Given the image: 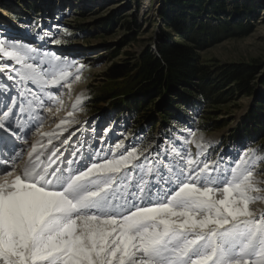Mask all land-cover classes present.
<instances>
[{"label":"snow or ice","instance_id":"snow-or-ice-1","mask_svg":"<svg viewBox=\"0 0 264 264\" xmlns=\"http://www.w3.org/2000/svg\"><path fill=\"white\" fill-rule=\"evenodd\" d=\"M34 40L0 32V264H264V146L211 159L190 125L113 145L75 103L42 131L85 65Z\"/></svg>","mask_w":264,"mask_h":264},{"label":"rangeland","instance_id":"rangeland-1","mask_svg":"<svg viewBox=\"0 0 264 264\" xmlns=\"http://www.w3.org/2000/svg\"><path fill=\"white\" fill-rule=\"evenodd\" d=\"M185 1L0 0V32L39 44L34 40L38 28L52 31L61 43L44 47L85 65L81 80L76 81L73 76L71 89L62 90L64 107L56 117L64 116L74 103L78 104L75 116L88 129V137L93 135V127L97 138L104 136L105 129H111L107 139L113 145L125 137L128 144L135 138L147 145L163 139L170 129L181 130L190 125L211 146V159L217 154L234 155L242 147L264 146V130L255 133L249 122V114L256 112L257 103L264 105V0H201L200 9L186 6ZM161 12L184 17L196 26L219 28L206 47L196 52L199 64L210 73L211 83L226 68H249L254 73L251 94L242 95L235 85H230L225 92H231V96L225 95L213 105L199 101L196 109L184 107L187 110L183 113L179 112L181 109L165 111L173 114L172 120L179 119L181 125L166 124L157 107L146 113H140L141 109L134 113L120 110L119 101L130 98L124 92L126 83L116 86L107 80L108 70L113 66H132L145 52L157 57L163 41L186 44L165 25ZM221 27L230 29L221 31ZM162 100L164 96L154 103ZM52 125L49 119L45 120L42 131ZM261 170L264 163L257 166L258 173ZM257 178L264 176L258 174Z\"/></svg>","mask_w":264,"mask_h":264},{"label":"trees","instance_id":"trees-1","mask_svg":"<svg viewBox=\"0 0 264 264\" xmlns=\"http://www.w3.org/2000/svg\"><path fill=\"white\" fill-rule=\"evenodd\" d=\"M199 1L201 0H186L184 3L186 6L200 9ZM172 2L174 4L179 0H172ZM160 15L165 25L171 28L176 36L186 44L180 45L174 41H163L162 45L158 47L157 57L145 52L132 66L125 64V66L110 68L106 73V79L114 84L117 83L116 86L118 83L125 82L124 92L130 97L127 100L119 101L118 108L120 110L125 108L124 110L134 113L141 109L140 113H146V111L157 107L156 109H159V114L163 116L166 124L181 125L179 119L172 120L173 114L165 111L181 109L179 112L183 113L187 110L184 107L196 109L199 106V101L213 105L224 99L225 95L231 96V92H225L230 85H235L242 95L251 94L250 83L254 73L249 68H226L218 80L211 83L210 73L199 64L196 52L206 47L211 36L217 35L219 28L214 29L200 24L196 26L183 16V18L167 16L164 12H161ZM225 29L230 28L221 27L220 30L225 31ZM162 96H164V100L158 104L154 103ZM257 106L256 112L251 111L249 114V122L252 123L255 133L264 130L262 123L264 121V105L259 102ZM145 118L147 117L143 115V119Z\"/></svg>","mask_w":264,"mask_h":264},{"label":"bare ground","instance_id":"bare-ground-1","mask_svg":"<svg viewBox=\"0 0 264 264\" xmlns=\"http://www.w3.org/2000/svg\"><path fill=\"white\" fill-rule=\"evenodd\" d=\"M67 106H68V103L66 104ZM67 108V107H66ZM59 117H61V116H58V117H55V118H49V123H52L53 125H52V127L51 128H54L55 126H54V122L56 121H58V119H59ZM55 122V123H56ZM48 124V123H47ZM48 130H50V128H48L47 127V130L46 131H48ZM32 136V137H31ZM29 137H31L30 139L32 140V139H35V136H33L32 134H30V136Z\"/></svg>","mask_w":264,"mask_h":264}]
</instances>
